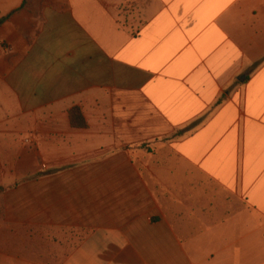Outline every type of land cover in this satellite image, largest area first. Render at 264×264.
Instances as JSON below:
<instances>
[{
    "label": "crops",
    "instance_id": "crops-1",
    "mask_svg": "<svg viewBox=\"0 0 264 264\" xmlns=\"http://www.w3.org/2000/svg\"><path fill=\"white\" fill-rule=\"evenodd\" d=\"M23 2H0V264H264V0Z\"/></svg>",
    "mask_w": 264,
    "mask_h": 264
},
{
    "label": "rangeland",
    "instance_id": "rangeland-1",
    "mask_svg": "<svg viewBox=\"0 0 264 264\" xmlns=\"http://www.w3.org/2000/svg\"><path fill=\"white\" fill-rule=\"evenodd\" d=\"M2 0H0L1 2ZM28 0H24L23 5L21 6V9L24 7V5H26ZM19 12V9H13L10 12H8L7 14L2 15L0 12V18L4 17V16H8V18L6 20H4L0 26L8 21H10L12 18H14L16 16V14ZM4 111V109H0V117L4 118V117H11V121L9 122H0V132H4L7 134H14L17 133L19 134V124H16L15 121H13L14 117L11 115V109ZM80 110V109H79ZM24 127H28V130H30V128H32L33 125L31 123H27V124H23ZM10 136H4L2 139L5 142H10ZM22 142L25 148V154H32V140L30 139V137L26 134L22 135ZM8 156L7 159H11L10 153L11 150L5 149L4 151ZM40 164H42L39 161H34V165H36L37 167H40ZM29 248V251H24L23 255L25 256V258H29L30 260H34L35 262H39L40 264H59L61 262V260L63 258H65L66 256H68L70 253H63V252H54V251H41L40 253H36V252H32L31 249V244L29 245H25V247ZM41 248H49V246H47V244H43L40 246Z\"/></svg>",
    "mask_w": 264,
    "mask_h": 264
},
{
    "label": "trees",
    "instance_id": "trees-1",
    "mask_svg": "<svg viewBox=\"0 0 264 264\" xmlns=\"http://www.w3.org/2000/svg\"><path fill=\"white\" fill-rule=\"evenodd\" d=\"M9 15L4 16L2 18H0V24L6 20L8 18ZM68 117L70 120V123L73 127L76 128H84L85 127V121L84 118L79 110V108L77 107H73L68 111Z\"/></svg>",
    "mask_w": 264,
    "mask_h": 264
}]
</instances>
